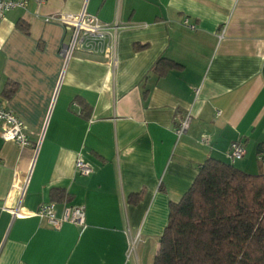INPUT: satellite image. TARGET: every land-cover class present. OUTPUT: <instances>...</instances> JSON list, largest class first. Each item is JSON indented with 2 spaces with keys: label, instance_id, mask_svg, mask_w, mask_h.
<instances>
[{
  "label": "crops",
  "instance_id": "1",
  "mask_svg": "<svg viewBox=\"0 0 264 264\" xmlns=\"http://www.w3.org/2000/svg\"><path fill=\"white\" fill-rule=\"evenodd\" d=\"M26 1L0 19V103L30 142L0 138V264H152L208 158L264 173V0ZM82 12L118 27L113 54L62 55L73 30L44 18ZM159 58L180 68L158 77ZM49 202L82 206L84 225L51 227L35 215Z\"/></svg>",
  "mask_w": 264,
  "mask_h": 264
},
{
  "label": "trees",
  "instance_id": "2",
  "mask_svg": "<svg viewBox=\"0 0 264 264\" xmlns=\"http://www.w3.org/2000/svg\"><path fill=\"white\" fill-rule=\"evenodd\" d=\"M179 68L159 58L152 71L160 77ZM152 264H264V173L208 158L182 198L169 205Z\"/></svg>",
  "mask_w": 264,
  "mask_h": 264
},
{
  "label": "built area",
  "instance_id": "3",
  "mask_svg": "<svg viewBox=\"0 0 264 264\" xmlns=\"http://www.w3.org/2000/svg\"><path fill=\"white\" fill-rule=\"evenodd\" d=\"M38 4H43L46 0H34ZM26 0H0V19L10 10L16 8H24ZM45 22H55L65 27H70L73 30L71 41L62 47V55L68 57L73 50L82 52L87 55H103L105 53L113 54V46L109 42V38L113 36L118 27L108 26L102 23L96 16L82 12L76 15L59 14L50 15L44 18ZM183 24L187 25L190 29L194 26L187 23L186 20ZM224 33V27H221L217 33V37L221 38ZM114 63V62H113ZM197 93V90L194 91ZM190 121V114L186 113L182 116L175 127L176 136L182 135ZM0 138L3 141H13L21 147L30 146V142L26 136V127L24 123L15 117L11 112L5 110L0 103ZM38 145H35L34 150H37ZM244 155V146L241 141L236 140L230 144L229 158L232 162L240 160ZM262 156H258L261 160ZM75 169L78 174L88 176L92 169L90 166L77 159L75 161ZM55 204L49 202L39 207L35 215L40 218H45L48 224L59 229L62 224L69 223L77 226H83L85 221L84 208L82 206H67L63 208L60 217L55 214ZM8 211L14 217L22 214L18 208H9ZM135 240V239H134ZM134 241L129 243L128 253L131 252Z\"/></svg>",
  "mask_w": 264,
  "mask_h": 264
}]
</instances>
